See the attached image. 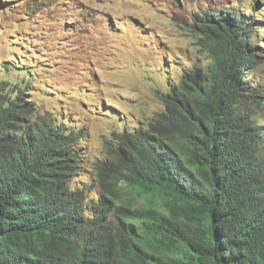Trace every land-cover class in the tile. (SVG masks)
Instances as JSON below:
<instances>
[{
  "label": "trees",
  "instance_id": "16d2710c",
  "mask_svg": "<svg viewBox=\"0 0 264 264\" xmlns=\"http://www.w3.org/2000/svg\"><path fill=\"white\" fill-rule=\"evenodd\" d=\"M192 21L210 64L186 70L146 126L114 132L96 200L73 186L85 131L0 88V264H264L261 92L246 80L264 20ZM121 188L135 202L118 204Z\"/></svg>",
  "mask_w": 264,
  "mask_h": 264
},
{
  "label": "rangeland",
  "instance_id": "374dc122",
  "mask_svg": "<svg viewBox=\"0 0 264 264\" xmlns=\"http://www.w3.org/2000/svg\"><path fill=\"white\" fill-rule=\"evenodd\" d=\"M222 11L264 20V0H0V88L27 89L38 113L85 131L73 186L96 200L112 135L146 126L186 70L210 64L192 17ZM252 38L262 64L246 80L261 92L264 131V23ZM128 192L118 204L135 202Z\"/></svg>",
  "mask_w": 264,
  "mask_h": 264
}]
</instances>
